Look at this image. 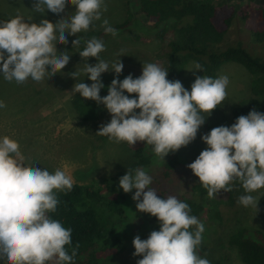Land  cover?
I'll return each mask as SVG.
<instances>
[{
    "label": "clouds",
    "instance_id": "obj_1",
    "mask_svg": "<svg viewBox=\"0 0 264 264\" xmlns=\"http://www.w3.org/2000/svg\"><path fill=\"white\" fill-rule=\"evenodd\" d=\"M67 4L75 6L74 14L55 23L48 19L26 22L19 11L0 21V74L5 80L24 83L31 78L39 83L61 72L70 55L58 51L56 45H66L68 36L88 31L107 10L105 0H34L32 10L59 15ZM27 19L32 21L33 16ZM101 27L107 34H118L107 19ZM79 43V38L72 41L73 46ZM103 51L102 39L94 36L86 41L79 54L97 60L82 69L92 83H75L72 92L103 104L110 113V121L101 124L96 134L131 146L146 142L160 159L194 141L205 123L202 113L210 116L228 96L230 81L226 75H197L189 91L180 80H169L168 70L157 63H143L139 77L129 74L120 80L123 50L111 67L108 61L99 59ZM197 69L203 70L198 62L190 70ZM109 70H114L116 77L107 86L108 94L101 96L105 87L101 76ZM80 74L77 70L70 73L74 79ZM4 107L0 101V108ZM201 139L208 147L187 167L207 189L208 196L214 198L221 190L231 192L233 183L239 181L248 194L241 195L238 203L258 211L261 196L251 193L264 188V113L253 108L247 115L238 116L231 126L213 127ZM20 157L18 141L9 136L0 138V259L8 264H72L79 244L69 254L65 246L72 244V230L49 213L57 210V193L70 191L75 181L61 168L50 172L33 162L25 164ZM152 179L143 168L135 169L134 174L128 169L119 178V187L125 193L135 189L132 199L137 211L155 216L160 223L159 230L151 231L147 239L139 235L133 238L132 255L142 257L137 264H210L198 253L204 224L190 215L186 202L173 195L158 196Z\"/></svg>",
    "mask_w": 264,
    "mask_h": 264
},
{
    "label": "rangeland",
    "instance_id": "obj_2",
    "mask_svg": "<svg viewBox=\"0 0 264 264\" xmlns=\"http://www.w3.org/2000/svg\"><path fill=\"white\" fill-rule=\"evenodd\" d=\"M233 1L229 0L230 3ZM33 4L34 0H0V21L15 16L19 11L25 15L26 22L39 23L42 19H48L55 23L63 17H70L75 11L74 5L67 4L64 12L59 15L51 11L43 14L34 13ZM105 4L107 10L103 12L101 20L94 21L90 28H103L101 24L104 19L113 25L126 16L125 0H105ZM27 16H33L32 21H28ZM143 23L137 22V27H131L130 31L118 30L116 36L106 33L102 39L105 51L100 53L99 59L108 61L110 67L123 50L124 55H121L120 60L124 68L119 74L120 80L129 74H132L133 78L139 77L142 74L143 63H157L163 67L162 59L157 56L162 49V43L151 34L139 30ZM251 29L252 23L249 20L245 21L237 16L223 38L217 43L210 44L209 47L220 51L227 47L240 46L251 55L264 59V41H255L251 35ZM133 33H138L140 38H135ZM56 47L58 51L70 55L69 63L61 72L50 78L45 77L42 82L38 83L31 78L24 83H17L15 80L9 82L0 74V101L6 105L0 108V138L9 136L18 141L20 158L25 164L33 162L34 166L41 169L47 168L50 172L61 168L73 177L75 183L94 181L96 188L101 192L100 198L85 199L82 201L83 206L77 204V207L93 209L103 230L111 236L118 237V242L113 248L116 251L107 250L97 264H137L142 257L132 255L135 251L133 238L139 235L141 239H147L151 231L159 230L160 223L155 216L137 211L136 201L132 199L135 189L125 193L119 187V178L126 174L128 169L134 174L137 168H143L152 178L158 173L160 175L164 161L172 152L163 160L156 156L153 149L149 165L132 167L133 157L127 142L117 143L107 136L96 134L100 125L111 117L107 109L101 110L96 119L82 122L70 104V96L77 80H90L82 72L85 64H95L97 60L95 57H89L87 60L80 54L60 50V43ZM195 64V61L189 60L177 78L189 91L196 76L201 75L199 69L190 70ZM76 70L81 74L74 79L70 73ZM221 75L229 78L228 96L210 116L208 113L202 114L206 117L205 121L216 118L222 125L231 126L235 123L230 117L231 106L251 93V75L242 65L235 62H227L221 66L216 71L215 78ZM115 77L114 70H109L102 73L101 80H107L111 84ZM125 94L136 95L126 92ZM33 104L35 105L31 108ZM202 128L203 125L194 141L175 151L178 155V164L172 175L178 178L174 183V177L170 180L172 183L169 188L173 192L180 194L191 191V169L187 165L208 147L201 139L204 135ZM157 182L152 179L151 186L155 188L157 195L161 196L163 189L157 186ZM246 194L248 193L245 192L242 184L239 185L235 188L231 199L225 196V200L219 196L215 200L219 213L217 220L213 221L207 214L200 219L205 227L202 237L206 244L205 251L199 253L202 258H207L209 261L216 258L220 260V264H244L237 249L228 244V234L238 227L264 230L262 211L264 188L251 193L257 197L261 196L258 211L238 203V198ZM208 203H211V200ZM110 255L111 258H108ZM0 264H8V262L6 259H0Z\"/></svg>",
    "mask_w": 264,
    "mask_h": 264
},
{
    "label": "trees",
    "instance_id": "obj_3",
    "mask_svg": "<svg viewBox=\"0 0 264 264\" xmlns=\"http://www.w3.org/2000/svg\"><path fill=\"white\" fill-rule=\"evenodd\" d=\"M240 1L234 0L230 3L229 0H125L126 16L122 21L111 26L117 30L130 31L131 27H137V22H144L139 30L151 34L162 43V49L157 56L162 59L163 68L168 70L169 80H177L189 60L198 62L202 66L201 76L213 78L216 76V71L227 62L242 65L251 75V93L245 99L232 104L230 117L235 122L238 116L247 115L253 108L264 113V59L251 55L240 46H231L220 51L213 50L209 46L223 38L237 16L252 23L251 35L255 41H264V0ZM105 34L103 28L92 27L88 31L68 36V44H60L59 49L79 54L86 47L87 40L94 36L103 39ZM133 36L140 38L138 33H133ZM78 38L80 43L73 46L72 41ZM80 82L89 85L92 83L91 80H77V83ZM102 83L105 87L101 89L100 95L106 96L110 82L102 80ZM70 104L82 122L96 119L101 110L106 109L103 104H97L96 101L85 99L79 93L73 92H71ZM110 119L111 117L104 124ZM221 125L218 119L209 118L203 124L202 131L207 134L213 127ZM127 146L133 157L132 167L147 166L151 163L152 145L138 141L133 146L127 143ZM177 164V153H170L163 163L160 175L158 173L153 177L158 181L157 186L163 189L160 197L173 195L186 202L191 208L190 215L196 216L199 221L205 214L213 221L217 220L219 213L215 200L219 196L225 200L226 197L231 199L235 188L241 183L236 181L232 185L231 192L221 190L216 197L210 198L207 189L191 170V191L178 194L169 188ZM177 178L174 177L173 183ZM57 196L60 201L57 210L49 215L72 230V244L65 246L69 254L79 244L72 264H97L107 250L116 251L113 248L118 242V237L111 236L103 230L95 211L89 207L80 209L77 207V204L83 206L82 201L85 199L100 198L101 192L96 188L94 181L74 183L70 191H60ZM209 200L211 203H208ZM262 211L264 214V197ZM155 219L157 220L156 217ZM227 242L237 249L244 264H264V230L238 227L228 234ZM205 249L206 244L202 239L198 253H203ZM111 255L108 258H111ZM48 264L55 262L50 261ZM210 264H220V260L213 258Z\"/></svg>",
    "mask_w": 264,
    "mask_h": 264
}]
</instances>
